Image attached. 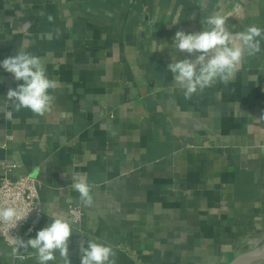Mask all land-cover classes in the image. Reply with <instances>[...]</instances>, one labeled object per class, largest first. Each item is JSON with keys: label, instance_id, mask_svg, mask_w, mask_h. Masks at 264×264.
I'll return each mask as SVG.
<instances>
[{"label": "crops", "instance_id": "0c3cea01", "mask_svg": "<svg viewBox=\"0 0 264 264\" xmlns=\"http://www.w3.org/2000/svg\"><path fill=\"white\" fill-rule=\"evenodd\" d=\"M200 3L0 0V61L22 46L58 82L43 116L0 111V177L15 166L8 179L40 182L30 238L54 212L72 223L68 209L81 208L71 264L81 240L111 244L117 264H230L264 243V41L227 84L188 100L168 69L190 58L173 47L177 31H201L218 10L233 33L264 29V0ZM19 83L0 68V105ZM77 174L94 186L91 207ZM12 250L0 240V264H36L35 250L22 261Z\"/></svg>", "mask_w": 264, "mask_h": 264}, {"label": "clouds", "instance_id": "9594fccd", "mask_svg": "<svg viewBox=\"0 0 264 264\" xmlns=\"http://www.w3.org/2000/svg\"><path fill=\"white\" fill-rule=\"evenodd\" d=\"M206 0H201L200 7ZM194 19V17H192ZM52 17H49L51 21ZM227 17L218 10L202 18L204 25L199 32L186 33L179 30L175 33L173 47L187 57L173 60L168 69L172 73L176 85L183 90L184 98L191 99L194 94L212 87L217 80L227 84L234 78L239 66L246 57L261 53V42L264 41V29L251 26L243 32L233 33L227 25ZM0 68L12 74L15 81H22L16 88H10L6 94V102L0 105L6 120H12L13 112L22 108L43 116L50 111L56 97L50 94L58 87V82L49 78L44 62L39 56L21 49L14 56L0 61ZM72 187L79 193L85 207L93 204L92 188L82 174L72 177ZM29 213L21 214L12 205H0V225H10L8 232L15 229L18 223L25 220ZM51 223L39 230L34 238L27 241L19 236L10 235L9 243L13 246V255L23 260L21 249L35 250L36 264H71L69 257V240L74 225L63 212H54ZM79 247L80 264H117V252L111 244L97 240H81Z\"/></svg>", "mask_w": 264, "mask_h": 264}, {"label": "built area", "instance_id": "2783aa9c", "mask_svg": "<svg viewBox=\"0 0 264 264\" xmlns=\"http://www.w3.org/2000/svg\"><path fill=\"white\" fill-rule=\"evenodd\" d=\"M5 138L7 141L11 140L9 136ZM13 168L15 166L6 167L0 177V205H12L17 207L21 214H29L25 220L18 223L15 229L10 230V234L8 232L10 225H0V240L11 249L13 246L9 243L10 235L19 236L20 230L26 227L24 238H30L43 217L38 194L40 182L29 175L14 181L8 179L7 173ZM68 214L74 225H78L82 221L83 213L80 207H70Z\"/></svg>", "mask_w": 264, "mask_h": 264}, {"label": "water", "instance_id": "95a60500", "mask_svg": "<svg viewBox=\"0 0 264 264\" xmlns=\"http://www.w3.org/2000/svg\"><path fill=\"white\" fill-rule=\"evenodd\" d=\"M263 258H264V243H262L255 249L240 255L230 264H253L255 262L263 261L264 260Z\"/></svg>", "mask_w": 264, "mask_h": 264}, {"label": "rangeland", "instance_id": "374dc122", "mask_svg": "<svg viewBox=\"0 0 264 264\" xmlns=\"http://www.w3.org/2000/svg\"><path fill=\"white\" fill-rule=\"evenodd\" d=\"M253 264H264V262L263 261H260V262H255Z\"/></svg>", "mask_w": 264, "mask_h": 264}, {"label": "bare ground", "instance_id": "6f19581e", "mask_svg": "<svg viewBox=\"0 0 264 264\" xmlns=\"http://www.w3.org/2000/svg\"><path fill=\"white\" fill-rule=\"evenodd\" d=\"M264 259V258H263ZM263 262H264V260H263Z\"/></svg>", "mask_w": 264, "mask_h": 264}]
</instances>
